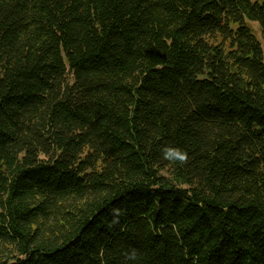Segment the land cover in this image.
<instances>
[{
    "label": "trees",
    "instance_id": "16d2710c",
    "mask_svg": "<svg viewBox=\"0 0 264 264\" xmlns=\"http://www.w3.org/2000/svg\"><path fill=\"white\" fill-rule=\"evenodd\" d=\"M263 48L264 0H0V264H264Z\"/></svg>",
    "mask_w": 264,
    "mask_h": 264
},
{
    "label": "clouds",
    "instance_id": "9594fccd",
    "mask_svg": "<svg viewBox=\"0 0 264 264\" xmlns=\"http://www.w3.org/2000/svg\"><path fill=\"white\" fill-rule=\"evenodd\" d=\"M162 156L164 160L170 161L172 163L179 162L180 164H185L188 161L187 152L180 148L166 147L162 151ZM113 215L118 216L119 210L113 209ZM137 253L135 250H132L130 254H127V259H136Z\"/></svg>",
    "mask_w": 264,
    "mask_h": 264
},
{
    "label": "rangeland",
    "instance_id": "374dc122",
    "mask_svg": "<svg viewBox=\"0 0 264 264\" xmlns=\"http://www.w3.org/2000/svg\"><path fill=\"white\" fill-rule=\"evenodd\" d=\"M248 26L252 29L253 34L257 37L258 40L261 41V36L260 33L258 32V26L256 23H247ZM263 53H264V48H263Z\"/></svg>",
    "mask_w": 264,
    "mask_h": 264
}]
</instances>
